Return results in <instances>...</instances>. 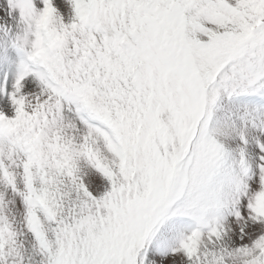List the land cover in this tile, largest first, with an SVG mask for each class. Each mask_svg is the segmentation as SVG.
<instances>
[{
    "label": "snow or ice",
    "instance_id": "6c2138e0",
    "mask_svg": "<svg viewBox=\"0 0 264 264\" xmlns=\"http://www.w3.org/2000/svg\"><path fill=\"white\" fill-rule=\"evenodd\" d=\"M0 264H264V0H0Z\"/></svg>",
    "mask_w": 264,
    "mask_h": 264
}]
</instances>
